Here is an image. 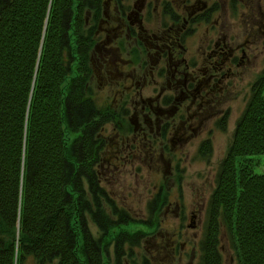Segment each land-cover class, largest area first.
<instances>
[{
	"label": "trees",
	"instance_id": "trees-1",
	"mask_svg": "<svg viewBox=\"0 0 264 264\" xmlns=\"http://www.w3.org/2000/svg\"><path fill=\"white\" fill-rule=\"evenodd\" d=\"M103 8V0H0V264L31 257L36 264H105L110 230L137 220L103 184L104 153L144 128L136 137L153 154L160 142L164 151L169 146L166 121L151 116L157 101L134 103L146 106L145 119L131 110L137 94L130 83L119 86L123 76L94 81ZM139 46L127 67L143 71L150 57ZM252 85L209 200L204 264H223L220 224L228 226L241 264H264V173L253 170L254 157L264 156V71ZM111 123L118 145L104 132ZM211 149L210 138L199 146L203 154ZM146 236L119 233L114 264L128 257L157 264L146 253L135 260V246Z\"/></svg>",
	"mask_w": 264,
	"mask_h": 264
},
{
	"label": "rangeland",
	"instance_id": "rangeland-1",
	"mask_svg": "<svg viewBox=\"0 0 264 264\" xmlns=\"http://www.w3.org/2000/svg\"><path fill=\"white\" fill-rule=\"evenodd\" d=\"M107 1L103 0V3L106 4ZM132 1L130 0V2ZM152 1L155 6L158 5V8L162 6V0ZM204 1L212 2L211 4H213L216 0H172L171 2L175 7L179 8L181 5L185 6L186 4H192V2L203 3ZM217 1L220 2V5H215L217 9L215 10L214 18L209 23L204 22L194 25L192 33L188 31L183 35V41L181 40L180 42L181 47L173 52V63L169 66H173L175 61L176 63H181L182 61L188 62L190 66L188 68L189 75L186 77L191 78L190 76L192 75H199L209 66V63L215 62V57L210 58L209 55L215 50L218 40L221 46L224 47L223 51L225 53L228 52L226 50L232 49L237 54V58L241 59L245 57L244 64H235L233 66V76L224 81V86L227 88L229 86V88L222 95L218 93L216 96V98L221 99L216 101L219 104L212 107L209 106L211 109L208 110V113L199 115L200 117L195 122L185 125L186 127L177 130L178 132L176 131L179 124L177 120L174 128L171 130L173 132L166 139V142L169 144L168 148L164 151L165 143L160 142L161 145L156 149L155 154L151 152L149 143L147 145L145 140L143 142L141 138H138L146 128L143 131L133 130V135L131 134L130 137L125 139V144L116 141L117 137L112 132V129L115 127L114 124L108 125V128L104 131L109 134L111 140L114 139L113 141H116V145L120 143L123 146L104 153L106 160L103 162L105 164L103 165L101 176L103 184L108 188L111 196L117 200V204L127 209L137 220L135 223L119 225L110 230L109 235L105 237L103 242L104 246L106 243H109L107 252H103L105 264H114L115 262L114 251L117 235L124 231L136 233L138 230L144 231L147 236L142 238L139 244H136L137 258L135 257V260L138 261L139 256L146 253L148 256L153 255L155 261L158 262L157 264H204L202 260L204 251L202 245L205 239V232L202 237L201 228L196 229L191 227L189 229L188 225L192 223L190 217L191 211L198 209L199 212V209L201 207L205 208V206L207 209L209 208L208 204L212 196L211 193L218 184L217 178L222 160L228 154L235 127L250 98L252 84L264 71V0H228V4H226V0ZM184 9H175L181 15V21L183 17L188 18L190 15L184 12ZM162 11H154V15L149 18L146 16L144 19L143 17V25H145L146 30L145 35L142 34V36L146 37L147 35V38L150 36L149 41L148 39L146 41L143 40L148 45L152 43L154 46L151 35L152 31H155L157 36H161L162 32H164L162 31V26L164 25ZM111 16L115 18L118 15ZM165 19L171 25L172 17ZM112 23L106 24L104 20L100 23L99 26L103 25L104 29H111L107 32L110 36L105 37L107 33L100 27V36L102 39L104 38L102 42L109 40V43L112 41V43L118 45L119 41L115 42L112 40V36L115 34L111 28ZM126 33L123 35H127ZM131 43L129 45L130 42L127 41V38L123 37L124 59L131 58L128 50L133 48L135 44ZM152 48L151 46L150 57L152 56V59H155V51L154 49L151 50ZM102 53L103 49H100L97 53L94 52L93 55V59L97 63V80L94 79L97 85L100 83L105 84L109 81L106 80V70L102 69L103 66L100 60L102 59ZM114 54V60H117V53L114 52ZM142 55L143 57L146 56L145 53ZM169 59L168 57L164 58L161 66L166 64L168 67ZM121 61L123 60L116 62L119 63ZM125 66V69L128 71L127 74L129 72L136 73L133 76V78L135 77L134 80L129 81V83L137 84L140 81L137 88L133 86V90L136 91L137 96L132 100L131 110L133 109L136 115L140 113L145 119L149 117V113H143L142 109L139 108V104H134H142L141 99L143 97L144 100L148 98L151 101H157L155 107L160 110L161 115L158 119L160 123L164 122L163 120L165 119L171 120L173 117H176L178 112L183 114L185 118L188 116L189 111L186 107L183 106L182 109L177 108L176 104L182 101L175 103L176 99L174 98H179L180 90L171 91L172 89L168 88V84L172 79L169 78L170 73L163 76L161 74L160 76L155 72L149 79L145 80L142 79V76L150 70H148L150 65L147 69H142L143 71L139 68L140 66ZM157 67L158 69L161 68L159 64ZM180 71V75L184 74L183 69ZM105 89L108 92L107 88ZM162 89H164V95L169 94L164 99V95L163 97L159 96ZM139 96L140 98H138ZM151 116L155 118L156 113L151 114ZM151 122H155L153 118ZM209 138L212 141V149L210 153L203 154L200 152L199 146L205 139ZM132 147H140V152L132 155ZM253 160V170L264 173V156H256ZM158 195L161 198L156 207L157 209L154 211V200ZM178 205L180 208L177 207ZM176 213H178V217H176ZM203 217H205L203 213L199 214L197 216V223L202 222ZM208 218L209 216L206 218L207 221ZM140 220H144L145 222L152 221L153 225H147ZM88 222L91 231L97 236L99 232L95 221L91 217H88ZM178 224H184L183 230L189 233V238L195 235L194 238L197 239L192 246H189L191 242L187 245V252L184 255L182 254V257L179 256V253L174 252L168 244L170 243V236ZM220 226L219 248L222 253V259H224L223 264H241L228 226L225 224H220ZM125 263L136 264L132 257H128ZM26 264H36V261L31 257L26 261ZM45 264H57V261Z\"/></svg>",
	"mask_w": 264,
	"mask_h": 264
},
{
	"label": "flooded vegetation",
	"instance_id": "flooded-vegetation-1",
	"mask_svg": "<svg viewBox=\"0 0 264 264\" xmlns=\"http://www.w3.org/2000/svg\"><path fill=\"white\" fill-rule=\"evenodd\" d=\"M172 0H162L161 4L162 6L158 8V5H154L152 3V0H133L130 2V0H108L105 3H103L104 8H103V15L106 16L103 20L106 21V24H111L112 30H114L115 34H113V39L115 42L119 41V44L116 45L114 43H109L110 41L107 40V42H103V53L101 55L102 59V69L106 70V80H109V77H116L121 75L120 79V84L119 86L121 87L122 84L121 82H124L125 85L129 83V81H133L134 78L133 76L136 75V73H131L129 72L127 74V69H125V65H128L130 62H133V58L130 59H124L123 58V47H122V42H123V37L127 38V41L130 42L129 45L133 43L134 46L140 47L139 44L141 43L143 46L146 47L147 49V55L150 57V47L152 46L155 51V59H152V56L150 57L149 61V68L147 73H144L142 76V79H149L155 72H157L158 75L162 76L165 74H169V78L171 79V82L168 84V88L172 89L171 91H179L180 90V96L179 98H174L176 99L175 103L177 105V108H181L184 106L186 109H188L189 114L184 117L183 114L179 113L176 115V117H173L171 120H163L164 122L166 121L167 126L170 128L168 129V136L169 134L172 133L171 131L177 120L179 122L178 127L176 129L180 130L185 128L187 124H191L199 118L201 114L208 113V110L211 109L209 106H216L218 105L216 101L221 100L220 98H216L218 95H222L228 88L224 86V81L228 80L231 76H233V66L235 64H244L243 62L245 61V57L239 59L237 58V54L230 50H226L227 53H225L224 47L221 46L220 41L218 40L216 42V48L215 50L212 51V53L209 55L210 58L213 56L214 58V63H209L208 67L202 71L199 75H192L189 77H186L189 75V70L188 68L190 67L188 62H181V63H176L174 62L173 66H169L170 64L173 63V52L177 51L178 48H180V42L181 40L183 41V35L185 33L193 32L194 30V25L199 24V23H204V22H211V20L214 18V14L216 13L217 6L215 5H220V2L217 0L211 4L212 2H192V4H186L185 6L181 5L179 8L175 7V5L172 4ZM226 4H228V0H226ZM184 9V12H187L190 14L188 18H182V21L180 19V14L176 12L175 9ZM163 10V15H164V21H163V26H162V32L161 36H157L155 31H152V39H153V44L151 43L148 45L145 43L143 40L146 41L150 36L147 35L146 37H143L142 34L145 35V25H143L144 19L152 17L154 15V11H160ZM110 15V16H109ZM111 15H118L115 18H112ZM108 16V17H107ZM144 17V19H143ZM172 17V22L171 25L168 24V20L165 18H171ZM110 18V19H109ZM118 23V24H117ZM127 23V24H126ZM119 25V26H118ZM101 29L107 33L111 29H104L103 25L100 26ZM119 28V30H118ZM148 30V28H147ZM121 31V32H120ZM113 32V31H112ZM125 32H127V35H123ZM110 36L109 33L105 35V37ZM104 39V38H103ZM111 39V38H110ZM110 48V50H109ZM130 48L128 52L133 49ZM117 53L116 58L114 60V52ZM117 51V52H116ZM112 54V56H111ZM245 54V53H244ZM131 55V53H130ZM154 56V57H155ZM170 58L168 67L165 65L161 66V63L164 58ZM123 60L119 63L116 61ZM158 64L161 68L158 69ZM119 67H115V66ZM182 67V68H181ZM181 69H183L184 74H181ZM168 72V73H167ZM133 74V75H132ZM109 78V79H108ZM141 80V79H140ZM109 81H107L108 83ZM140 81L136 84H130L128 89H133L135 86L136 88L138 87ZM113 84V83H112ZM118 84V83H117ZM117 88V87H116ZM227 88V89H226ZM115 90V88H113ZM121 89V88H120ZM164 89H162L161 93L159 96L163 97ZM163 92V93H162ZM135 93V92H134ZM169 94H165L163 99L165 97H168ZM171 95V94H170ZM172 96V95H171ZM174 97V96H172ZM181 99V100H180ZM161 106V105H160ZM164 106V105H163ZM153 107V106H151ZM157 108V107H156ZM164 108V107H163ZM146 109V106L142 107V111ZM153 109V108H152ZM158 112V114H157ZM156 114L159 116L160 110H156ZM181 114V115H180ZM170 119V118H169ZM162 121V120H161ZM161 124V123H160ZM173 126V127H172ZM170 130V131H169ZM178 132V131H177ZM177 207L180 208L178 205ZM207 207H201L199 209H195L191 211V219L192 223L189 226V229L191 227L193 228H201V236L203 237L204 232L206 233V218L208 217V211ZM173 211V210H172ZM176 212V211H173ZM205 216L203 217L204 219L202 222L197 223V216L199 214H202ZM176 217H178V213H176ZM187 217V215H186ZM186 225V224H185ZM184 224H178L175 226V231L171 234L170 236V243L169 246L174 252L179 253V256L187 252V245L192 246V244L197 241L196 238H194L195 235H193L191 238H189V233L187 231L184 232L183 230ZM182 255V256H183ZM181 256V257H182Z\"/></svg>",
	"mask_w": 264,
	"mask_h": 264
}]
</instances>
